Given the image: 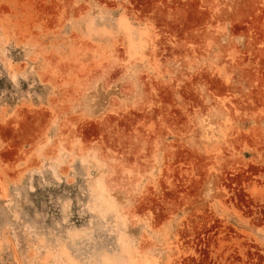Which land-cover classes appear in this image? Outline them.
<instances>
[{
	"label": "rangeland",
	"instance_id": "374dc122",
	"mask_svg": "<svg viewBox=\"0 0 264 264\" xmlns=\"http://www.w3.org/2000/svg\"><path fill=\"white\" fill-rule=\"evenodd\" d=\"M0 264H264V0H0Z\"/></svg>",
	"mask_w": 264,
	"mask_h": 264
}]
</instances>
